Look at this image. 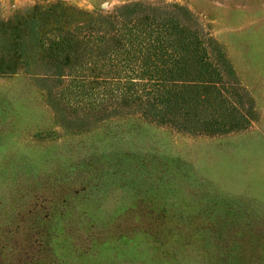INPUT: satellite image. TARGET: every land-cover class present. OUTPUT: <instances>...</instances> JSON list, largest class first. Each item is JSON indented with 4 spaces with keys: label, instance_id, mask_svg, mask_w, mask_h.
I'll return each mask as SVG.
<instances>
[{
    "label": "rangeland",
    "instance_id": "obj_1",
    "mask_svg": "<svg viewBox=\"0 0 264 264\" xmlns=\"http://www.w3.org/2000/svg\"><path fill=\"white\" fill-rule=\"evenodd\" d=\"M57 263L264 264V0H0V264Z\"/></svg>",
    "mask_w": 264,
    "mask_h": 264
},
{
    "label": "trees",
    "instance_id": "obj_2",
    "mask_svg": "<svg viewBox=\"0 0 264 264\" xmlns=\"http://www.w3.org/2000/svg\"><path fill=\"white\" fill-rule=\"evenodd\" d=\"M138 210H139V209H137L136 211L133 210V212L137 213ZM126 213H127V212H126ZM126 213H123V214H126ZM138 220H139V219H138ZM176 220H177V219H176ZM172 221H173V220L167 218L166 220H165V219L162 220L161 223H162L163 225H165V223H168V222L171 223ZM137 222H138V221H137ZM137 222H135V223H137ZM178 222H179V219H178ZM181 223H182V222H181ZM192 223H193L192 221H188V224H192ZM134 226H135L134 229H136V226H138V224H135ZM134 226H133V227H134ZM167 228H168L169 231L177 232V233H176V236H179V237H180V233H179L180 231H179V230H183V224H181V225L175 224L174 226H172V227L170 226V227H167ZM167 228H166V229H167ZM147 229H148V228H145V227H144V228H142V227H138L136 230H141L143 233H146V234H147V231H148ZM157 235H159V238H160V237L162 236V233H159V234H157ZM125 236H126V235H123V237H125ZM153 236H156V235H153ZM186 237H190V232L187 231V236H186ZM104 242H105V240H104ZM87 244H88V245H87L86 248H87V250H89V249L92 247L93 244H97V242H96V238L93 237L91 240H89V243H87ZM101 244H102V243H101ZM101 244H100V245H101ZM80 248H82V245H81V244L78 245V248H76V249H78L79 252H80V253H78L79 256H81V254H84V253H83L84 251H82ZM84 255H86V254H84ZM77 257H78V256H77ZM57 264H58V263H57Z\"/></svg>",
    "mask_w": 264,
    "mask_h": 264
},
{
    "label": "clouds",
    "instance_id": "obj_3",
    "mask_svg": "<svg viewBox=\"0 0 264 264\" xmlns=\"http://www.w3.org/2000/svg\"><path fill=\"white\" fill-rule=\"evenodd\" d=\"M69 3H76L79 6L83 7L87 3V0H68ZM118 0H112V5L115 6ZM90 7V6H89Z\"/></svg>",
    "mask_w": 264,
    "mask_h": 264
}]
</instances>
